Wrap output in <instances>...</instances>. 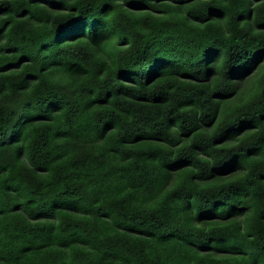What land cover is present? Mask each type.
I'll return each instance as SVG.
<instances>
[{
  "label": "trees",
  "instance_id": "16d2710c",
  "mask_svg": "<svg viewBox=\"0 0 264 264\" xmlns=\"http://www.w3.org/2000/svg\"><path fill=\"white\" fill-rule=\"evenodd\" d=\"M0 264H264V0H0Z\"/></svg>",
  "mask_w": 264,
  "mask_h": 264
}]
</instances>
